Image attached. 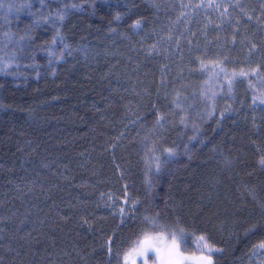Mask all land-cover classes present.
I'll list each match as a JSON object with an SVG mask.
<instances>
[{
  "label": "trees",
  "instance_id": "16d2710c",
  "mask_svg": "<svg viewBox=\"0 0 264 264\" xmlns=\"http://www.w3.org/2000/svg\"><path fill=\"white\" fill-rule=\"evenodd\" d=\"M261 98L264 0H0V264H264Z\"/></svg>",
  "mask_w": 264,
  "mask_h": 264
},
{
  "label": "snow or ice",
  "instance_id": "6c2138e0",
  "mask_svg": "<svg viewBox=\"0 0 264 264\" xmlns=\"http://www.w3.org/2000/svg\"><path fill=\"white\" fill-rule=\"evenodd\" d=\"M60 19H63V16H61ZM138 26L139 21L136 22L134 27ZM252 74H256V69H252ZM236 75L247 76L248 73L241 71L238 74L234 73L233 77ZM253 99L255 102L257 98L254 97ZM261 102L264 103V98H261ZM209 115H211V113H209ZM163 120L164 117L162 115H157L156 123L158 125L162 126ZM183 120L184 118L182 117L181 122H183ZM167 152L169 157L174 155L171 149H168ZM261 163L264 164V160H262ZM160 166L161 164L158 163L157 171H159ZM123 211L124 210L121 209L122 214ZM144 220L148 222L153 231H163L167 228V225L159 222V214L155 217H145ZM170 239L171 243H165L162 235L158 234L154 237L145 233L143 239L138 238L136 241H133L134 247L125 255V260L132 255V252H135L137 256L144 258V264H149V261H151L152 264H185L186 261H195L197 264H212V254L221 251L209 244L205 236H200L195 240L196 246L193 249V255L186 256L181 251V247L183 246L184 251H187L189 247L188 241L190 239L189 234H187L183 229H180L178 232L173 233ZM109 250L111 251V249ZM258 250H264V241H261L253 246L254 254ZM197 252L201 254L196 255ZM133 264H136L135 260H133Z\"/></svg>",
  "mask_w": 264,
  "mask_h": 264
},
{
  "label": "rangeland",
  "instance_id": "374dc122",
  "mask_svg": "<svg viewBox=\"0 0 264 264\" xmlns=\"http://www.w3.org/2000/svg\"><path fill=\"white\" fill-rule=\"evenodd\" d=\"M194 246H196L195 243H194ZM215 253H216V252H215ZM200 254H201V253L198 252V254H196V255H200ZM213 254H214V253H213ZM213 254H212V255H213ZM190 256H191V255H190ZM185 264H197V262H195V261H186Z\"/></svg>",
  "mask_w": 264,
  "mask_h": 264
}]
</instances>
